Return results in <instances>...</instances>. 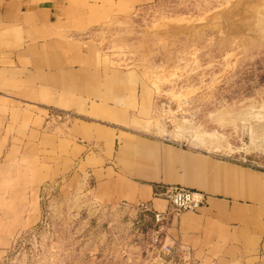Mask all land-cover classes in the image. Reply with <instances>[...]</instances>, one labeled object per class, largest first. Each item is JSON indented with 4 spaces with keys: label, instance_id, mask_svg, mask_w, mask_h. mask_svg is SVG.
Listing matches in <instances>:
<instances>
[{
    "label": "rangeland",
    "instance_id": "rangeland-1",
    "mask_svg": "<svg viewBox=\"0 0 264 264\" xmlns=\"http://www.w3.org/2000/svg\"><path fill=\"white\" fill-rule=\"evenodd\" d=\"M76 4L90 17L96 90L79 108L50 109L46 124L62 126L68 149L70 122L81 124L82 155L40 190L0 189V264H195L166 242V224L156 240L152 216L97 204L85 168L78 187L66 182L93 154L130 164L129 132L264 171V0Z\"/></svg>",
    "mask_w": 264,
    "mask_h": 264
},
{
    "label": "crops",
    "instance_id": "crops-1",
    "mask_svg": "<svg viewBox=\"0 0 264 264\" xmlns=\"http://www.w3.org/2000/svg\"><path fill=\"white\" fill-rule=\"evenodd\" d=\"M77 1L0 0V189L40 190L72 172L82 155L81 124H69V149L62 126L46 124L50 109L79 108L96 90L82 37L81 18L89 15ZM132 136L135 143L124 145L130 164L117 151L93 154L66 183L78 187L85 168L97 204L125 203L144 216L170 212L166 242L190 250L195 264H264V171L132 132L126 138ZM161 184L194 188L204 203L175 214L155 194Z\"/></svg>",
    "mask_w": 264,
    "mask_h": 264
},
{
    "label": "built area",
    "instance_id": "built-area-1",
    "mask_svg": "<svg viewBox=\"0 0 264 264\" xmlns=\"http://www.w3.org/2000/svg\"><path fill=\"white\" fill-rule=\"evenodd\" d=\"M155 194L163 197L170 202L171 210L173 213L178 214L185 210L198 209L205 200V196L202 192L182 185V184H161L156 186ZM128 206V205H127ZM129 207V206H128ZM170 212L155 211L152 216L154 228V236L158 240L160 236V230L164 229L165 221L168 218ZM166 249H171L170 245L165 246ZM183 254L186 257H190L191 253L188 249H182Z\"/></svg>",
    "mask_w": 264,
    "mask_h": 264
},
{
    "label": "bare ground",
    "instance_id": "bare-ground-1",
    "mask_svg": "<svg viewBox=\"0 0 264 264\" xmlns=\"http://www.w3.org/2000/svg\"><path fill=\"white\" fill-rule=\"evenodd\" d=\"M261 118H262V117H261ZM263 119H264V117H263ZM256 122H258V120H257ZM259 122H260V121H259ZM259 122H258V124H260V125L262 124L261 126H263V121H262L261 123H259ZM259 129H260V128H259ZM260 130H261V131H264V127H261ZM260 130H259V131H260Z\"/></svg>",
    "mask_w": 264,
    "mask_h": 264
}]
</instances>
